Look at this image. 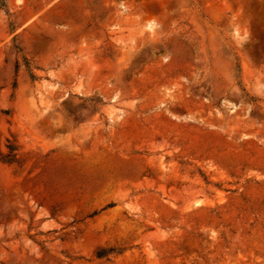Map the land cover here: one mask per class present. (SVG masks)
<instances>
[{
    "label": "rangeland",
    "instance_id": "374dc122",
    "mask_svg": "<svg viewBox=\"0 0 264 264\" xmlns=\"http://www.w3.org/2000/svg\"><path fill=\"white\" fill-rule=\"evenodd\" d=\"M7 139L0 264H264V0H6Z\"/></svg>",
    "mask_w": 264,
    "mask_h": 264
},
{
    "label": "trees",
    "instance_id": "16d2710c",
    "mask_svg": "<svg viewBox=\"0 0 264 264\" xmlns=\"http://www.w3.org/2000/svg\"><path fill=\"white\" fill-rule=\"evenodd\" d=\"M0 8L5 9L6 8V0H0ZM19 66V64L17 63V67ZM25 67L27 69L28 75L32 80H35L37 77L36 75L33 73L31 67H30V63L29 61H25ZM238 70H240L239 65H238ZM15 83H14V87H15ZM6 147V151H0V160L4 163H8V164H13V163H18L19 162V155H18V150L19 147L16 144L15 140H10L7 139V143L5 145ZM121 252V249L118 247H114V246H110L107 248L101 247L98 248L95 251V256L100 258L103 256H106L110 253H119Z\"/></svg>",
    "mask_w": 264,
    "mask_h": 264
}]
</instances>
